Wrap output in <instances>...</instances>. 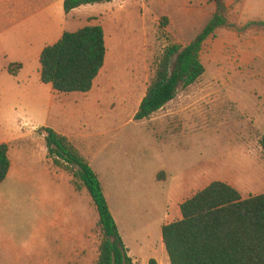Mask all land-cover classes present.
Returning a JSON list of instances; mask_svg holds the SVG:
<instances>
[{"label":"rangeland","instance_id":"374dc122","mask_svg":"<svg viewBox=\"0 0 264 264\" xmlns=\"http://www.w3.org/2000/svg\"><path fill=\"white\" fill-rule=\"evenodd\" d=\"M120 5L114 9L123 14L96 20L105 28L107 57L91 91L45 92L51 107L41 114L29 88L0 68V99L12 91L0 100L2 129L20 120L2 140L12 169L0 185V264H94L99 258L103 236L96 205L79 179L47 157L42 127L67 136L90 162L135 264H171L162 227L181 219V204L211 182H227L244 198L264 193V29L239 31L264 21V0L227 6L232 25L205 41V73L142 121L135 114L164 50L192 42L215 4ZM89 23L94 20L81 24ZM35 39L0 27V64L14 49V63H25L22 79L31 77L30 84L36 64L41 66L26 54Z\"/></svg>","mask_w":264,"mask_h":264},{"label":"trees","instance_id":"16d2710c","mask_svg":"<svg viewBox=\"0 0 264 264\" xmlns=\"http://www.w3.org/2000/svg\"><path fill=\"white\" fill-rule=\"evenodd\" d=\"M112 0H65L64 10ZM215 12L206 27L187 45H169L159 59L155 77L135 114L136 121L150 118L172 101L180 88L194 84L204 73L201 53L205 41L217 29L231 26L224 0H208ZM264 21H251L244 31ZM107 44L102 25H86L65 31L40 55L41 81L59 93H87L105 65ZM23 67L13 63L12 75ZM47 157L72 173L87 189L99 214L102 231L99 258L94 264H135L110 209L102 182L90 162L67 136L42 127ZM264 147V137L261 140ZM11 168L9 145L0 144V185ZM182 218L162 227V239L171 264H264V193L244 198L233 185L213 181L180 206ZM149 264H157L150 259Z\"/></svg>","mask_w":264,"mask_h":264},{"label":"crops","instance_id":"0c3cea01","mask_svg":"<svg viewBox=\"0 0 264 264\" xmlns=\"http://www.w3.org/2000/svg\"><path fill=\"white\" fill-rule=\"evenodd\" d=\"M64 2L65 0H0V27L3 28L7 26L10 28L11 32L23 31L24 34L35 37L36 39L30 42V44L28 45L26 54L28 55L29 58H31V60H34L37 63V61L40 62V55L42 50L48 44H51L50 40L53 38H57L58 41L62 37V34L65 31H67L68 26L71 27V31L73 32L86 25H102L99 22L97 23L96 21L97 18L101 16H106L110 18L112 16L117 17V15L123 14V10L121 11L114 9L115 5L121 4V5H126V7H128L127 3L133 2V0H112L110 2L86 4L72 10L70 13L65 12ZM235 2H238V0H230L225 3L227 6H230L233 5ZM126 7L123 6L122 8H126ZM88 20H94V23L82 25L83 22H87ZM21 34L22 32H19L18 35ZM14 62H16L15 51L14 49L13 51L10 49L8 51V54L4 55L3 60L1 61L0 64V68L2 69V71H8L9 66ZM19 63H22L23 67L15 75V77L18 80L17 82L18 85L22 86V84H24L25 87L29 88L31 98L35 102H38L37 104H41V108H40L41 114L49 113L51 103L46 104L45 106V101H46L45 98H47L46 97L47 94L45 92L51 93V91H53V88L52 87L50 88L48 86L50 84H45L41 81V75L39 71V69H41V66L39 67V65L36 64L37 77L34 79L33 83L30 84L31 77L22 79V74L24 73L26 67L25 63L23 62H19ZM10 92L12 93V91ZM11 93L9 94L6 93L4 96H2L1 99L2 100L6 99V96L10 95ZM19 121L20 120L18 119H14L10 121L7 124L6 129H2L3 125L0 123V144L4 143L2 142V140L7 139V136L10 133L17 131V129L19 128L18 127ZM11 169H12V160H11L10 172ZM67 208L69 209V207ZM68 214L69 211L67 210L66 220L64 219V221L69 220Z\"/></svg>","mask_w":264,"mask_h":264},{"label":"bare ground","instance_id":"6f19581e","mask_svg":"<svg viewBox=\"0 0 264 264\" xmlns=\"http://www.w3.org/2000/svg\"><path fill=\"white\" fill-rule=\"evenodd\" d=\"M148 231V230H147Z\"/></svg>","mask_w":264,"mask_h":264}]
</instances>
